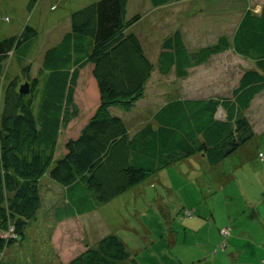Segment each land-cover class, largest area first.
Listing matches in <instances>:
<instances>
[{"label": "trees", "instance_id": "16d2710c", "mask_svg": "<svg viewBox=\"0 0 264 264\" xmlns=\"http://www.w3.org/2000/svg\"><path fill=\"white\" fill-rule=\"evenodd\" d=\"M177 1L182 0H151L156 7ZM129 2L99 0L72 12L71 30L46 50L36 78L30 79L20 54L37 31L26 26L20 35L0 40V74L12 51L23 73L6 86L0 114V233L13 228L17 236H0V258L5 247L24 240L37 217L45 174L69 188L67 198L80 215L195 152L217 164L254 136L244 112L264 91V6L260 13L247 9L231 39L221 35L196 52L176 30L154 63L140 36L128 32L139 20L128 17ZM230 49L256 64L243 73L231 98L171 99L132 135L125 121L111 114V106L124 104L127 111L134 105L131 100L154 70L184 79L190 69ZM22 81L31 82L28 94L20 92ZM220 106L225 120L216 117ZM65 220H58L53 247L66 261L71 256L62 247ZM127 259L125 242L112 234L65 264H126Z\"/></svg>", "mask_w": 264, "mask_h": 264}, {"label": "rangeland", "instance_id": "374dc122", "mask_svg": "<svg viewBox=\"0 0 264 264\" xmlns=\"http://www.w3.org/2000/svg\"><path fill=\"white\" fill-rule=\"evenodd\" d=\"M30 1L0 0V40L20 35L26 26L37 31L20 54L24 56L23 65L30 66L32 79L39 75L46 50L71 30V13L99 0H37L31 9ZM262 6L264 0H182L159 7L151 0H130L128 17L138 15L139 20L128 32L140 36L155 63L163 42L176 30L182 32L189 50L196 52L215 44L221 35L231 39L246 10L260 13ZM15 53H9L0 74V114L6 86L23 74ZM253 68L254 61L230 49L191 69L184 80L174 72L164 76L154 70L141 95L131 100L132 107L126 111L125 105L119 104L109 109L111 114L122 116L134 131L145 122H153L156 111L171 99L231 98L243 73ZM244 114L254 136L232 151L218 168L198 151L148 176L136 185V192L130 189L98 205L93 227L103 226L102 221L116 226L114 231L128 244L126 264H214V258L215 264H264V248H260L264 247V91ZM216 117L227 118L221 106ZM225 172H235L237 177L226 180L222 175ZM216 174L218 181L214 184ZM62 192L59 185L51 198L61 199ZM48 201L44 199L40 205L44 215L37 214L26 229L22 243L23 252L30 250L26 264H59L50 241L56 221L45 220L50 215L46 213ZM225 227L227 237L222 234ZM73 229L74 238L78 237L80 227ZM104 230L91 233L99 235ZM229 238L237 247L227 248ZM23 252L18 253L24 256ZM11 255L18 257L16 252Z\"/></svg>", "mask_w": 264, "mask_h": 264}, {"label": "crops", "instance_id": "0c3cea01", "mask_svg": "<svg viewBox=\"0 0 264 264\" xmlns=\"http://www.w3.org/2000/svg\"><path fill=\"white\" fill-rule=\"evenodd\" d=\"M178 2H182V1H177V2H171V3H168L166 5H162V6H167V5H170V4H174V3H178ZM262 8V7H261ZM254 10V9H253ZM261 11V10H260ZM67 33V32H66ZM65 33V34H66ZM64 34V35H65ZM63 35V36H64ZM62 36V38H63ZM61 38V39H62ZM60 39V41H61ZM59 41V42H60ZM58 42V43H59ZM57 43V44H58ZM145 48V47H144ZM214 56V55H213ZM212 56V57H213ZM211 57V58H212ZM210 58V59H211ZM209 59V60H210ZM198 67V66H197ZM195 67V68H197ZM194 69V68H192ZM191 70V69H190ZM188 78V77H187ZM187 78H184V79H187ZM184 79H181V80H184ZM200 98H203V97H200ZM190 99H199V98H190ZM255 99V98H254ZM254 101V100H253ZM252 101V102H253ZM252 105V104H251ZM112 112V111H111ZM113 115H117V114H113ZM119 116V115H117ZM122 118V116H120ZM123 119V118H122ZM124 120V119H123ZM145 124H147L146 122L140 126L138 129L134 130V131H130V134H134L137 130H139L141 127H143ZM130 130V129H129ZM220 163V162H219ZM219 163L217 164H214V168H218L217 166L219 165ZM212 165V164H211ZM235 174V175H234ZM234 174H231V173H222L223 177L228 180V179H233L235 178L236 176V173L234 172ZM237 177V176H236ZM218 181V174L214 175V184L215 182ZM59 183L54 181L53 179H51L49 177V175L47 174L46 176H44L41 180V185H40V193H41V207H42V202L44 199H47L49 198V206L47 207L46 209V213H49V218L46 219L45 217V220L48 221V220H51L54 222L56 221V225L59 226L60 224H57L58 223V220L59 219H66L65 221H67L68 223V227H67V232L64 234V236L62 237V247L64 249H67L69 248V254H70V258L69 259H66V261L62 258H59L58 257V253L55 252V258L56 260L58 261L59 264H65L67 262L70 261L71 258H74L78 251L83 250L85 249L87 246H90L92 248H97L100 241L106 237V236H109V235H117L119 236L121 239L122 237L120 236L119 233H116L114 231V228H116V226H111L109 223L107 222H103V226H100L98 228L96 227H93V225L95 224V221L93 219V215H96L98 213V206L92 210V211H89V212H86L84 214H80L78 215L77 212H76V209L73 208V206L71 205V202L68 200L67 198V194H68V190L69 188L61 185V188L63 189V192H62V197L61 199H55V198H51V195L54 194V190L59 186L58 185ZM140 184V183H139ZM138 185V184H137ZM43 188V189H42ZM130 189H133L134 192L137 191L136 189V185L133 186L132 188ZM129 189V190H130ZM43 190V191H42ZM216 190H219V189H216ZM128 191V190H127ZM126 191V192H127ZM125 193V192H124ZM120 196V195H119ZM110 202V201H109ZM108 202V203H109ZM106 204V203H105ZM251 205H255L257 203H252L250 202ZM40 207V208H41ZM198 208V207H197ZM40 210V209H39ZM38 214H42L41 211H39ZM44 215V214H42ZM39 215H37L38 217ZM83 220H80V217H84ZM74 226H78L80 227V230L78 229L77 232L79 233V236L78 237H75L74 238V233H71L72 231L75 232V230L73 229ZM226 228V227H225ZM223 228V229H225ZM99 229H105L104 232L100 233L99 235H92L91 231L96 234V232L99 230ZM88 230V232L86 231ZM26 233V232H25ZM29 234V233H28ZM55 235V231L51 232V240L52 241V246H53V236ZM25 238H26V235H25ZM24 238V239H25ZM124 242H126L124 239H122ZM245 241V239H243ZM24 240L18 242V243H15L11 246H8V247H5V255H3V259L1 260L0 258V264H26L27 261L30 259V256H28L30 250L28 249V251L26 252H23V249H22V243H23ZM235 241H231L230 238L228 239V244L226 245L227 248L228 247H237L236 244H234ZM249 243V241H246L245 243V246H247ZM126 244V248L128 250V244ZM230 245V246H229ZM16 246V248H13L11 249V247H14ZM84 247V248H82ZM226 248V247H224ZM260 248H264V247H260ZM10 252L8 255H7V252ZM12 252H16V254L18 255V257H14V255H11ZM18 252H23L24 256H20ZM6 258V260H5ZM206 258V257H205ZM19 259H25L24 262H18ZM201 260H204L201 258ZM215 260V258H214ZM214 260H212L214 262V264L216 263ZM195 261V260H194ZM223 264V263H222Z\"/></svg>", "mask_w": 264, "mask_h": 264}, {"label": "built area", "instance_id": "2783aa9c", "mask_svg": "<svg viewBox=\"0 0 264 264\" xmlns=\"http://www.w3.org/2000/svg\"><path fill=\"white\" fill-rule=\"evenodd\" d=\"M261 155H262V153H261ZM12 231H13V228L11 229V231L0 233V236H1L2 238H5V239L16 238L17 236H16ZM227 233H228V229H227V228H225V229L222 230V234H223L225 237H227V236H226Z\"/></svg>", "mask_w": 264, "mask_h": 264}, {"label": "water", "instance_id": "95a60500", "mask_svg": "<svg viewBox=\"0 0 264 264\" xmlns=\"http://www.w3.org/2000/svg\"><path fill=\"white\" fill-rule=\"evenodd\" d=\"M31 90L30 82L26 81L20 86L21 94H28Z\"/></svg>", "mask_w": 264, "mask_h": 264}]
</instances>
